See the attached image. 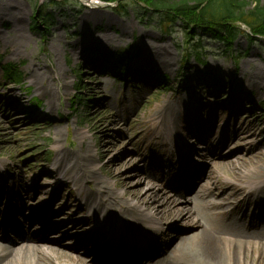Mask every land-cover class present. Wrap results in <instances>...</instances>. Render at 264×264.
I'll list each match as a JSON object with an SVG mask.
<instances>
[{
    "label": "rangeland",
    "instance_id": "rangeland-1",
    "mask_svg": "<svg viewBox=\"0 0 264 264\" xmlns=\"http://www.w3.org/2000/svg\"><path fill=\"white\" fill-rule=\"evenodd\" d=\"M49 1L51 0H0V165L8 166L10 173L8 179L5 174L3 180L0 172V181L7 182L11 191L19 189L20 195H23L24 183L31 198L35 187L43 188L41 194L33 200L36 201L37 207L42 206V209L46 202L54 203L46 209L49 214L57 212L52 218L62 224L59 230L69 227L71 220L78 222L90 217L92 206L85 205V197L90 193L93 184L87 186L82 183L78 187L75 181L67 180L66 174L72 166L71 162L67 166L64 164L62 175L56 173L55 164L60 159L57 154L58 147L60 151L67 153H86L87 147L92 148V152L88 154L93 159L96 170L105 165L112 156L125 153L123 160L132 159L128 162L129 165L134 163V159L137 160L144 171V160L137 159L133 150L138 147L141 153L149 152L144 147L146 135L136 139L133 144L127 136L118 137L120 145L108 158H102L104 152L101 149V140L115 132L113 128H108V125L110 126L116 117L124 116L128 119L119 124L120 129L123 134L128 132L130 137L135 138L145 131V124L152 123L147 120L148 116L155 115L167 103L176 108L179 102L182 107L176 110L175 114H182L183 122H188L190 127H198L206 122L207 127L201 131L210 136L213 140L211 146L216 150L228 144L223 136L224 132L228 131L233 135L240 128L246 132L252 129L258 133L264 131V85L259 86L257 83L255 87L249 86V82L256 81L255 78L258 77L256 70L261 67L264 69L263 39L250 41L245 36H239L227 53L225 44L215 42L209 35L199 34L194 38V42L201 43L198 51L204 64L202 67L196 63L195 55L189 61L183 62L182 57L187 47L192 46V42L186 37L182 25L175 24L171 30L172 34L164 35L160 16L146 10L141 4L125 1L124 10L119 11V8L115 9L113 5L106 3L101 10H97L99 13L96 17L91 16L92 11L79 2L80 5L75 1L52 5ZM37 14L39 29L32 30V18ZM132 45L135 52L131 54L129 68L133 72L141 70L149 76L155 73L167 76L169 82L166 88H160L155 79L144 80L140 84L132 82V79L127 83L120 82L118 78H112L103 71L99 73L97 64L86 62L87 53L94 52L100 57L123 52ZM151 59H162L167 66L156 65L157 62L154 63ZM7 64L19 65L24 84L10 85L4 80L2 69ZM199 69L203 70L202 75L205 78L210 76L215 83L220 81V89L222 87L223 91L218 89L215 92L216 88L199 87L195 73ZM37 74H40L44 88L50 86L57 90L52 111L47 107V98L41 95L39 90L40 81L39 84L33 82ZM182 78L185 83L180 81ZM208 79L211 80L209 77ZM97 85H102V88L100 86L95 89ZM238 86L243 88V93H250V103L244 95H236ZM77 88L81 90L80 98L88 101L87 107L83 106L84 101H79L81 105H75V113L72 102L77 101L74 100V91ZM219 96L222 101L215 99ZM34 98L41 102L40 108L35 111L31 106ZM201 99H205L206 103ZM240 99L245 102L241 103ZM243 107L249 113L238 116L243 112L239 111ZM12 112L17 113L11 117L15 124L9 125V122L2 121L1 117ZM104 122L107 126L101 127ZM134 125L141 128L136 127L129 132ZM155 127L156 123L153 122L149 129ZM189 131L193 132L194 128ZM181 132L184 140L182 143L190 144L191 148L197 150L204 147L197 141L188 139L184 125ZM157 140L153 142L154 148L171 149L165 139ZM107 141L109 140L106 139ZM233 141L237 148L238 141ZM238 147L244 149L246 144L241 143ZM226 151L230 154V150L226 148L214 156L209 172V175L221 184H225L226 177H230L229 164H234V161L226 162L231 158ZM148 159L157 161L155 158ZM66 160L71 161L68 156ZM164 160L165 164L171 163L174 166L178 158L176 153L170 151V155ZM192 165H206L209 168L207 161H196ZM114 170V176H108L103 171L97 173L96 181L108 185L110 190L116 189L114 193L117 195L123 194V190L118 186L121 183L115 176L123 174L129 181L141 183L142 177L133 175L128 166H118ZM163 170L167 171L169 168ZM42 174L52 175L54 179L39 177ZM238 184L240 187L243 185ZM131 186L135 188V185ZM80 208L82 211L77 212ZM247 223L256 225L250 221ZM171 225L166 227V230L158 229L161 234L158 236L163 240V250L172 243V228L176 229L178 235L182 231L185 235L193 233L185 224L180 223L177 227L174 222ZM96 228L94 222L88 227L90 231ZM70 233L72 232L68 228L66 234ZM262 234L264 236V231ZM64 235L63 230L61 233L50 232L47 234V242L51 245L57 240H62ZM62 243L65 248L72 247L70 239H64ZM93 248L91 244H86L78 253L85 256L92 252ZM244 251L248 256L246 264H264V243L247 245Z\"/></svg>",
    "mask_w": 264,
    "mask_h": 264
},
{
    "label": "bare ground",
    "instance_id": "bare-ground-1",
    "mask_svg": "<svg viewBox=\"0 0 264 264\" xmlns=\"http://www.w3.org/2000/svg\"><path fill=\"white\" fill-rule=\"evenodd\" d=\"M98 13L99 11H92L90 15L98 17ZM150 61L157 62L156 65L167 66V63L162 59H151ZM149 63L147 62V64ZM256 71H258V77H254L256 81L249 82V86L251 87H255L257 83L259 86L264 85L263 67L258 68ZM40 80L41 76L37 74L33 82L39 84ZM40 85L41 88L39 90H41V95L47 98V107L52 111L57 90H54L50 86L44 88L41 81ZM100 86L102 88V85H97L95 89ZM105 105L107 106L106 103ZM181 107L182 105L179 102H177L176 108L170 107L169 103L168 107H162L155 115L148 116L147 120L149 122L153 120H157L158 123L160 122L162 131H165L167 128L171 129V136L176 141L182 135V125H184L185 129L190 126L188 122H183L178 113L175 114V111ZM200 107H203V105H200ZM246 113L243 112L238 116H245ZM16 114L15 112L6 113L1 119L2 121L9 122L10 125V123H14L11 117ZM124 120L128 119L124 116L116 117L110 123V126L108 125V128H113L115 132L101 140V149L104 152L102 155L103 159L108 158L120 145L117 140L118 137L127 136L130 143L133 144L143 134L149 137V142L156 136L161 139L163 134H167L166 132L162 134L157 131L149 132L145 130L144 133L136 135L133 138L129 136L128 132L122 133L119 124ZM4 124L6 126V123L3 122ZM145 125L147 126V124ZM206 125V122L199 124L192 133L198 142L205 147L203 150L193 151V158H199L212 165L215 155L220 154V151H225L226 148L230 150V154L226 151L231 156L226 162L234 161L233 165L232 163L229 164L231 165L229 167L230 174L235 176L234 180L236 181L243 180L242 183H245L249 190H252L248 194V197L240 200V193H229L232 186L222 189L215 178L209 177V183L204 189V195L211 196L214 198V201L208 203L204 200H189L190 193L199 192L200 182L203 178L197 169L191 167L188 162H183L177 171L173 169L167 175L162 173L150 175L144 173L140 167V162L135 159L133 160L134 163L129 165L128 162L132 159L127 160V158L123 160L125 153H121L112 156L105 165L96 170L94 168V161L88 154V152H92V148L87 147L85 149L86 153L79 151L67 153L60 151L61 149L58 147L57 154L60 159L55 164L56 172L62 174L63 172L61 171L64 164L67 166L71 162L72 166L66 174L67 180L75 181L78 187L82 183H85L87 186L93 184L90 193L86 195V199L88 203L94 202L100 207L97 212L92 213V219L102 230L87 231V227L91 224L90 220L70 221L69 224L71 225L67 226V229L64 230L65 236L63 239L57 240L55 244L47 246L45 240L48 237H46V234L58 230V227H53L50 221L44 220V217L48 214L46 211L43 212L42 216L36 217L34 215V212L39 208L35 207L34 203H32V206L29 205L27 201L28 194L25 191L24 196L15 206L16 219L10 220L7 213L4 220V231L0 228V264H53L54 261H63V263L56 262L57 264H110L108 261L101 263L98 260L87 263L88 256L81 257L74 253H77L76 251L81 249V245L85 243H91L99 249L102 245H110L109 247H111L124 237L130 238L132 243L135 244V248H139L138 245L144 248L140 243L142 241V236L139 233L141 229V233L148 235L153 229H146L147 225L156 228L160 223L169 225L174 221L184 223L195 222L194 227L197 228V232L185 237L175 236L164 253L151 252L149 249L139 255L131 253L126 256V259L121 261V264H127L130 260L135 261L136 264H246L248 256L244 248L247 245L264 243V236L262 234L264 229L261 232L255 226L244 227L240 224L242 219H248L247 221L264 226V131L258 133L257 130L252 129L246 132L240 128L233 135H230L228 131L224 132L223 136L228 144L216 150L210 146L211 141H213L210 139V136L198 135L199 129L201 130ZM213 125H216V121ZM105 126H107L105 122L101 124V127ZM136 127L141 128L134 125L128 131L131 132ZM9 131L12 134L11 128ZM106 139L109 141L106 142ZM234 139L238 141L237 148L234 146ZM241 143L246 144L244 149L238 147ZM183 148L187 149L189 146L185 145ZM151 152V155L157 158L161 157V152L158 150L151 148ZM134 153L137 159H145V155L137 148H134ZM66 156L71 161H67ZM162 164L163 162L160 161L150 164L149 167L151 170L156 171L160 169ZM122 165L132 169L133 175H140L142 177L141 183L135 184L125 178V175L119 174L115 176V179L120 181L121 184H118V186L123 190V194L117 195L114 193L116 189L110 190L108 185L106 186L96 181V174L98 172L103 171L108 176H114L115 167ZM39 177L54 178L48 174H42ZM166 177L170 178L169 185L181 184L182 193H175L171 189L174 195H167L166 191L168 188L163 184V179H166ZM194 177L195 181L191 180ZM36 183H38L37 179ZM131 184L135 185V188ZM23 187L25 188L24 183ZM227 188L229 191H226ZM43 190V188L35 187V194H41ZM255 196H258V200L255 203L254 209L258 214L253 213V215L249 216L246 214L250 209L248 202L253 201ZM1 200L3 199L0 198V202ZM13 202H16L14 195L9 197V200L5 203L6 211L9 209L8 204H13ZM181 202L184 203L183 206H179ZM50 204L54 203L51 202ZM106 208L119 209L120 216L104 218L101 212H104ZM81 211L82 209L80 208L77 212ZM208 211H213L214 213H208ZM240 211L243 214L239 217ZM24 212H31L27 219L24 218ZM220 223L223 225H220ZM14 224L17 226H14ZM35 224L37 227H34ZM68 228L70 231H74L71 238H66L69 237L66 236ZM30 231L31 235L27 238L26 236ZM77 231L80 233L78 234ZM104 233H107V237L110 239L106 243H100ZM8 235L13 236L12 242L6 239ZM166 236L168 235L166 234ZM113 237H116L117 240L113 241ZM64 239H70L72 247L69 249L61 248ZM110 241H112L111 244H109ZM2 242H5L7 245L2 244ZM153 242H155V245H158L161 243V238H154Z\"/></svg>",
    "mask_w": 264,
    "mask_h": 264
},
{
    "label": "trees",
    "instance_id": "trees-1",
    "mask_svg": "<svg viewBox=\"0 0 264 264\" xmlns=\"http://www.w3.org/2000/svg\"><path fill=\"white\" fill-rule=\"evenodd\" d=\"M119 2V11H123L126 0H104ZM139 3L147 9L158 13L163 18L161 26H168L182 21L188 37L197 30L211 34L215 40H221L228 46L240 34L239 25H246L253 35L264 38V0H127ZM161 18V19H162ZM239 24V25H238ZM33 27L36 28V19ZM192 32V33H190ZM123 54L111 55L104 62L111 66L110 59L120 66ZM110 67V70L114 72ZM5 79L12 83L21 81V74L13 65H8L4 71ZM164 82V81H163Z\"/></svg>",
    "mask_w": 264,
    "mask_h": 264
}]
</instances>
